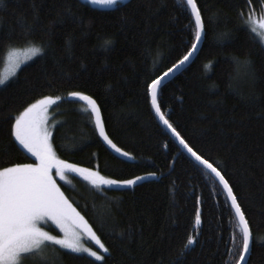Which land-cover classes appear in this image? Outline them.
Segmentation results:
<instances>
[{"label": "trees", "instance_id": "16d2710c", "mask_svg": "<svg viewBox=\"0 0 264 264\" xmlns=\"http://www.w3.org/2000/svg\"><path fill=\"white\" fill-rule=\"evenodd\" d=\"M196 3L205 21L203 41L192 62L164 84L158 102L194 150L219 162L252 232L248 264H264V47L245 27L249 16L264 18V0ZM194 42V20L178 0H127L118 9L81 0L0 5V78L10 51L29 52L26 61L34 57L0 86V148L10 143L11 118L37 99L59 96L48 126L60 159L109 179L156 173L128 188L105 187L106 196L76 175L60 182L109 248L104 264H234L228 249L235 221L224 193L186 154L177 156L176 142L146 95L145 82L167 71ZM33 46L43 54L33 55ZM70 92L97 102L109 139L134 159L106 148L89 107L70 100ZM33 161L22 150L0 154V167ZM189 235L197 242L185 250ZM44 257L25 264H101L56 245Z\"/></svg>", "mask_w": 264, "mask_h": 264}, {"label": "snow or ice", "instance_id": "6c2138e0", "mask_svg": "<svg viewBox=\"0 0 264 264\" xmlns=\"http://www.w3.org/2000/svg\"><path fill=\"white\" fill-rule=\"evenodd\" d=\"M87 2L118 9L122 0H87ZM178 2L180 7L189 11L190 16L194 19L195 42L191 44L187 53L167 71L151 78L150 82H145L146 95L150 97L151 108L154 110L155 116L176 141L177 156L184 158L185 153H187L191 157L189 163L195 161L207 169L218 182V189L226 194L235 221L230 236L232 248L228 249V253L233 256L234 264H248V254L253 243V236L245 211L234 192V185L226 178L219 162H210L209 158H205L203 154L190 146L177 126H174L162 112L158 102V95L162 91L165 79L170 75L174 76L190 60L198 50L199 42L205 34V21L196 0H178ZM3 3L4 0H0V5ZM67 11L71 12L70 9ZM33 15L38 18L34 5ZM240 15L243 17V13ZM248 25L253 26L248 27ZM245 27L251 34L258 36L259 42L264 45V20L253 21L249 16ZM105 44L106 46L110 45L111 41H106ZM30 51L33 55L43 54L41 47L33 46ZM9 55H14V51H10ZM14 66L19 67L18 64ZM6 79L0 78V86H6ZM69 97H78L82 101H87L89 108L86 111H88L90 118L94 117L95 128L98 130L99 136L120 156L134 159L128 152L122 151L109 139L101 118L100 107L94 99L82 95L80 92H70ZM61 99L62 97L59 96L55 99L52 96L37 99L34 103L28 104L19 115L11 118L9 122L10 143L8 146L0 148V154L8 155L12 149L22 150L33 157L34 161L33 163H10V166L0 167V264H25V261L30 258H37L42 261L45 258V249L49 245H59L60 248L69 250L71 253H86L95 261L104 264V254H110L109 248L101 241L84 216L69 202L64 192L61 191L56 177L65 180L66 174L75 173L87 181L102 196H106L105 186L116 189L128 188L149 177H156V173L152 172L148 173L147 176H136L133 179H109L102 176L98 171L81 168L76 164L60 159L54 147L53 134L46 126V113L51 105L56 104ZM164 147L167 149L168 145L165 144ZM196 203L197 205L201 203L199 197H197ZM48 221L60 229L63 233L62 237L51 235L40 226L41 223L46 224ZM201 223V212L197 207L195 224L200 225ZM131 235L129 233L130 238ZM84 237L93 241L98 246V250L85 247L82 243ZM196 242V237L189 235L183 247L187 250ZM177 264H184V262L178 259Z\"/></svg>", "mask_w": 264, "mask_h": 264}, {"label": "rangeland", "instance_id": "374dc122", "mask_svg": "<svg viewBox=\"0 0 264 264\" xmlns=\"http://www.w3.org/2000/svg\"><path fill=\"white\" fill-rule=\"evenodd\" d=\"M82 2L84 3H87L89 4L90 6L94 7V8H98V9H111V8H107V7H102V6H98V5H93V4H90L87 2V0H81ZM125 1L127 0H122V3H124ZM253 21H257V20H264V18H251ZM253 25H249V27H251ZM257 38L259 39V37L257 36ZM264 47V45H263ZM25 50H23V52L21 51H14V55L10 56L8 54V56L6 57V61H5V65H4V68H3V71H2V78H7L6 81H8L12 76H13V72L16 73V71L22 67L23 65H25L26 63H28L30 60H32L33 58H31L29 61H26V59L28 58V55H30L31 57V54H29V52H24ZM28 60V59H27ZM18 64L19 67H15L14 65ZM49 109L50 107L48 108L47 110V113H46V117H47V121H46V126L49 128L48 126V119H49ZM49 130L51 131V129L49 128ZM70 175H76L78 176L77 174L75 173H69V174H66V178L65 180H60L59 177H56V180H57V183L58 185L60 186V182L64 183L65 181L69 180V176ZM79 178L83 179L81 176H78ZM107 187V186H105ZM45 231L49 232L51 235H53L50 230L51 228H54L58 231L59 235L62 237L63 236V233L60 231V229L54 224L52 223L51 221H48L46 224L45 223H41L40 225ZM82 243L84 244L85 247H90L92 248L93 250H98V246L95 245V243L93 241H90L87 239V237H84L82 239ZM57 247L60 248L59 245H56ZM62 249V248H61ZM66 250V249H64ZM69 251V250H67ZM79 255H85V256H88L86 253H80ZM89 257V256H88ZM92 258V257H90ZM94 259V258H92Z\"/></svg>", "mask_w": 264, "mask_h": 264}, {"label": "water", "instance_id": "95a60500", "mask_svg": "<svg viewBox=\"0 0 264 264\" xmlns=\"http://www.w3.org/2000/svg\"><path fill=\"white\" fill-rule=\"evenodd\" d=\"M194 20V19H193ZM202 41H203V37H202V39H201V41L199 42V45H198V50H199V48H200V45H201V43H202ZM198 50L196 51V53L190 58V60L188 61V62H186L185 64H184V66L181 68V70L179 71V72H177V73H175V75L173 76V75H170L168 78H166L165 79V81H164V84L165 83H167L168 81H170L173 77H175L176 75H178L179 73H181L191 62H192V60L194 59V57L196 56V54H197V52H198ZM70 100H74V101H77V102H80V103H82V104H84V105H86L87 107H89L88 106V104H87V101H82V100H80L78 97H70ZM153 112H154V110H153ZM154 115H155V113H154ZM156 117V116H155ZM92 119H93V122H94V125H95V120H94V117H92ZM156 119H157V121L159 122V124L162 126V128L167 132V130L165 129V127L163 126V124L158 120V118L156 117ZM96 131H97V134H98V136H99V132H98V130L96 129ZM168 133V132H167ZM169 135H170V133H168ZM170 137H171V135H170ZM99 138L101 139V141H102V143L106 146V148L108 149V150H110V151H112L113 153H115V154H117L109 145H107V143L103 140V138L102 137H100L99 136ZM172 138V137H171ZM173 140H174V138H172ZM175 141V140H174ZM176 142V141H175ZM177 144V143H176ZM186 155H187V153H185ZM119 155V154H118ZM188 156V155H187ZM189 157V156H188ZM123 158H125V157H123ZM190 159H191V157H189ZM194 163H196L198 166H200L201 168H203V166L202 165H199L197 162H195V161H193ZM204 169V168H203ZM205 171H207L208 172V170L207 169H204ZM209 173V172H208ZM214 179H215V177L211 174V173H209ZM217 184H218V182H217ZM224 195H225V197H226V194L224 193ZM226 199H227V197H226ZM228 201V200H227ZM228 203H229V205H230V202L228 201ZM248 256H249V254H248Z\"/></svg>", "mask_w": 264, "mask_h": 264}]
</instances>
